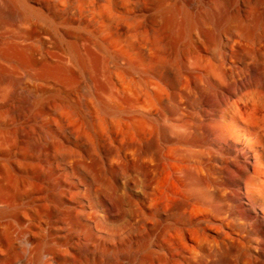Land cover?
Instances as JSON below:
<instances>
[{
	"label": "bare ground",
	"instance_id": "obj_1",
	"mask_svg": "<svg viewBox=\"0 0 264 264\" xmlns=\"http://www.w3.org/2000/svg\"><path fill=\"white\" fill-rule=\"evenodd\" d=\"M8 23L0 227L55 262L68 235L76 261L264 264V0H0Z\"/></svg>",
	"mask_w": 264,
	"mask_h": 264
},
{
	"label": "rangeland",
	"instance_id": "obj_2",
	"mask_svg": "<svg viewBox=\"0 0 264 264\" xmlns=\"http://www.w3.org/2000/svg\"><path fill=\"white\" fill-rule=\"evenodd\" d=\"M20 30L22 32V27H15L13 23H8L6 25L0 26V39L3 37H8L9 32H11L13 29ZM40 56V54L38 55ZM3 69L2 66H0V70ZM14 73H18L15 68L12 69ZM19 100L18 98H13L10 100L9 104L7 105L8 108L13 109L14 107H18ZM31 113H25L22 115V117L18 118L20 122L23 123V128L25 133H29L32 129H34L36 132H38V127L34 125V121L32 118ZM13 147V144L11 142H4L0 146V153L5 154L9 152ZM23 149H25V152H28L27 146H23ZM22 151L24 152V150ZM41 163V162H40ZM36 165V164H35ZM37 166V165H36ZM35 166V167H36ZM38 166H40L38 164ZM2 179V181H1ZM11 186V180L10 178L3 172H0V205L3 202H8L10 199V193L9 189ZM43 204L45 207V210L48 214V216L53 215V211L50 207V204L48 201L43 200ZM57 220V226L64 227V225L59 222L58 215H55ZM55 220V221H56ZM10 219H4L2 222L4 224L8 223ZM3 228V229H2ZM26 228V225H19L14 224L13 232L11 233L9 231V228L6 226L0 227V264H112L108 261L106 256H99V255H90L89 257H82L78 261L75 260L76 257L79 256V253L77 251V247L79 244V237L75 236H65V239L61 241V246L63 247L62 250L65 248L69 250V255L66 260H60L59 262L55 261H49V247L48 248H42L41 244L42 241L35 240L33 244H28L25 241L24 237V230ZM54 247H56V244L52 242ZM61 246L57 245V249L61 248ZM62 252V251H61ZM72 253V254H71ZM63 255V253H61ZM115 264H123V262H118Z\"/></svg>",
	"mask_w": 264,
	"mask_h": 264
}]
</instances>
